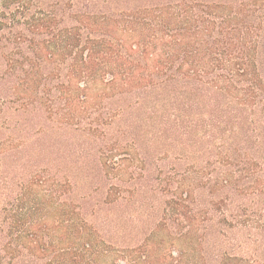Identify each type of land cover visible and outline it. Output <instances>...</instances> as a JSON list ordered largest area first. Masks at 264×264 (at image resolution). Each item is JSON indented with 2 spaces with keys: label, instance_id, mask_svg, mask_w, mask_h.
I'll return each mask as SVG.
<instances>
[{
  "label": "trees",
  "instance_id": "1",
  "mask_svg": "<svg viewBox=\"0 0 264 264\" xmlns=\"http://www.w3.org/2000/svg\"><path fill=\"white\" fill-rule=\"evenodd\" d=\"M23 156L0 264H264V0H0Z\"/></svg>",
  "mask_w": 264,
  "mask_h": 264
},
{
  "label": "rangeland",
  "instance_id": "2",
  "mask_svg": "<svg viewBox=\"0 0 264 264\" xmlns=\"http://www.w3.org/2000/svg\"><path fill=\"white\" fill-rule=\"evenodd\" d=\"M17 159L18 158H13V157L7 159V162L9 163V166H10L8 168L10 169L9 170L10 172L7 178L8 184L6 185L5 188L4 187L0 188V197L2 196L0 198V223H4L3 226L5 227H7L11 221L9 219V216L11 215V213L15 212L16 209H18L16 205L24 206V204L21 201L15 200L17 199V195L20 193V190H21L19 179H21V177L29 178V176L33 174L31 172L32 169H39L38 159L35 156L31 158L32 159L30 162L31 164L27 163L26 156H23L21 160L19 159L18 161H16ZM35 187L37 188V186ZM38 188H39V185H38ZM2 192L4 194H2ZM28 198H32V197H28ZM12 203L16 204L15 206H13V210L11 209ZM182 264H195V261L192 260V257L190 255L189 257H187V260Z\"/></svg>",
  "mask_w": 264,
  "mask_h": 264
}]
</instances>
